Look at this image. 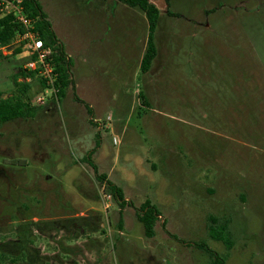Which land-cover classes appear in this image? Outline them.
I'll return each mask as SVG.
<instances>
[{"label":"rangeland","instance_id":"rangeland-1","mask_svg":"<svg viewBox=\"0 0 264 264\" xmlns=\"http://www.w3.org/2000/svg\"><path fill=\"white\" fill-rule=\"evenodd\" d=\"M150 1L143 72L139 7L38 0L71 83L45 107L33 81L36 115L0 125V264H212L200 243L223 264H264V0ZM11 50L5 94L29 59Z\"/></svg>","mask_w":264,"mask_h":264},{"label":"trees","instance_id":"trees-1","mask_svg":"<svg viewBox=\"0 0 264 264\" xmlns=\"http://www.w3.org/2000/svg\"><path fill=\"white\" fill-rule=\"evenodd\" d=\"M119 2L128 5L129 7H139L146 14L148 20V38H147V48L141 60V70L147 71L152 59L156 55V48L153 42V33L156 27L157 19L159 16L158 7L152 3L150 0H118ZM24 13L35 21L36 30H38L39 36L43 39L45 44H49L52 49V63L54 65L55 71L57 73L56 87L58 91L56 92V98H50V103L47 102L45 107L50 104H56L60 98L64 95V89L68 86L70 81L69 74V59L65 55L62 45L58 42L51 26L46 19L38 0H22ZM168 15H173L170 10L166 11ZM21 31L18 23L14 21L12 15H7L0 17V47L15 46L17 43L13 40L16 34ZM21 45L12 49V53L19 52ZM34 77L33 72L25 70L23 67H16L14 72L11 74L12 89L8 94H5L0 90V125L3 123L28 116L36 115L34 111L35 106H31L27 102V94L33 85V79L31 81H26L27 77ZM21 78L22 80H19ZM41 83V82H40ZM42 89L43 86L39 84ZM40 106V105H38ZM90 158V154H88ZM94 171L96 172L95 165L92 164ZM97 173V172H96ZM100 175V180L105 179L104 174ZM105 185L108 191L119 201L125 202L123 200V194L121 189L117 187L110 180H105ZM129 204V203H128ZM137 214V219L141 222L143 226L144 235L146 237H151L154 234V225L158 220V213L153 205L148 201L142 203L139 212ZM199 247L205 249L212 260V264H223V260L218 258L217 255L211 251L204 244H198Z\"/></svg>","mask_w":264,"mask_h":264},{"label":"built area","instance_id":"built-area-1","mask_svg":"<svg viewBox=\"0 0 264 264\" xmlns=\"http://www.w3.org/2000/svg\"><path fill=\"white\" fill-rule=\"evenodd\" d=\"M7 15H12L21 28L13 41L20 44L29 56L23 68L33 72L34 77L29 76L26 80L33 79L43 86V93L36 97L37 103H44L52 97L55 99L57 73L51 59V46L39 36L35 21L24 13L22 0H0V17Z\"/></svg>","mask_w":264,"mask_h":264},{"label":"crops","instance_id":"crops-1","mask_svg":"<svg viewBox=\"0 0 264 264\" xmlns=\"http://www.w3.org/2000/svg\"><path fill=\"white\" fill-rule=\"evenodd\" d=\"M116 1H118V0H116ZM55 34V33H54ZM56 36V35H55ZM57 38V37H56ZM59 42V41H58ZM61 45H62V48H63V44L61 43V42H59ZM6 48V47H5ZM0 49H1V47H0ZM10 54H12V50L9 52ZM5 56V55H4ZM5 57H7V56H5ZM15 69V68H14ZM10 74V73H9ZM9 76V75H8ZM19 80H20V78H19ZM12 83V82H11ZM1 90V89H0ZM2 91V90H1Z\"/></svg>","mask_w":264,"mask_h":264},{"label":"water","instance_id":"water-1","mask_svg":"<svg viewBox=\"0 0 264 264\" xmlns=\"http://www.w3.org/2000/svg\"><path fill=\"white\" fill-rule=\"evenodd\" d=\"M19 44H16L15 46H7L5 49L6 50H10V49H13L14 47H17Z\"/></svg>","mask_w":264,"mask_h":264}]
</instances>
